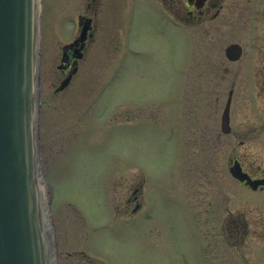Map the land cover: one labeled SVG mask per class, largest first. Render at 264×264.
<instances>
[{"label":"rangeland","instance_id":"rangeland-1","mask_svg":"<svg viewBox=\"0 0 264 264\" xmlns=\"http://www.w3.org/2000/svg\"><path fill=\"white\" fill-rule=\"evenodd\" d=\"M89 1L41 0L38 139L58 264H264V187L230 172L237 159L264 177L261 1L191 41L181 0L91 1L99 25L57 92ZM235 41L245 53L230 62ZM86 105L93 117L76 121Z\"/></svg>","mask_w":264,"mask_h":264},{"label":"water","instance_id":"water-1","mask_svg":"<svg viewBox=\"0 0 264 264\" xmlns=\"http://www.w3.org/2000/svg\"><path fill=\"white\" fill-rule=\"evenodd\" d=\"M39 16V0H0V264H57L38 149ZM241 54L239 44L227 48L231 60ZM231 172L253 189L264 185L238 163Z\"/></svg>","mask_w":264,"mask_h":264},{"label":"flooded vegetation","instance_id":"flooded-vegetation-1","mask_svg":"<svg viewBox=\"0 0 264 264\" xmlns=\"http://www.w3.org/2000/svg\"><path fill=\"white\" fill-rule=\"evenodd\" d=\"M95 1V0H91ZM87 2V14H79V18L77 20V26L79 29V34L76 35L70 42L66 43L62 48V56H61V62L58 65V68L60 69L61 73L63 74V80L60 82V85L57 88V92L65 90L68 85L72 82V79L77 74V71L79 70L80 66V60L84 57L85 50L88 46L89 39H91L94 35V31L99 25V21L96 18V14L92 11L93 4L92 2ZM182 1V7H181V13H182V23L184 27L188 30V36L189 40L191 41V37L194 31L193 28H200L204 32H207V30H210V27H205L206 23H212L214 21H217V23L222 22L223 19L228 18V20L232 19V16H235V14L240 12L241 14H247L250 12L251 8L254 6L255 0H181ZM261 1V4L259 6L260 8V15L262 17L263 27H264V0H256ZM168 11H172V6L174 0H165ZM226 23V21L224 22ZM87 26V32L85 34L84 41L80 40L81 33L83 32L84 27ZM232 43H239V42H230L226 46L225 55L226 59L230 62H237L241 59V57L238 60H230L227 56V48ZM243 53H245V46L241 43ZM264 64V62H262ZM263 72V69H262ZM264 73V72H263ZM262 73V74H263ZM69 79V82L64 86L61 87L63 82L67 79ZM257 88H260V90H263L264 88V74L262 77V83L260 86H256ZM92 93V90L90 92V95ZM88 104V103H87ZM230 104V103H229ZM89 107L86 105L83 110L78 112V114L75 115L76 121H79V119H84L87 115H89L88 118H92L93 115L90 113L91 111L88 109ZM93 113V112H92ZM70 117V116H69ZM227 129L230 131V127L228 126ZM239 162L242 167L243 164L237 160H232V165ZM231 165V166H232ZM243 169L246 171V169L243 167ZM139 191V188L134 190V198H139V195H136V193ZM137 201V200H136ZM139 203H136V206H138Z\"/></svg>","mask_w":264,"mask_h":264}]
</instances>
